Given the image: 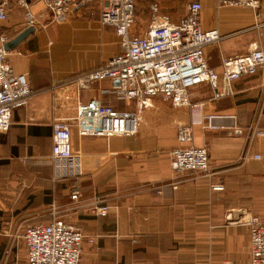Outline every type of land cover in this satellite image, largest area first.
I'll return each mask as SVG.
<instances>
[{"label":"crops","instance_id":"0c3cea01","mask_svg":"<svg viewBox=\"0 0 264 264\" xmlns=\"http://www.w3.org/2000/svg\"><path fill=\"white\" fill-rule=\"evenodd\" d=\"M196 1L203 8L202 29L222 37L205 49L210 68L221 72L223 61L264 48V27L258 28L259 39L252 33L255 24L264 23L263 11L257 15L249 8L221 7L218 0ZM93 4L91 18L73 17L84 8L80 4L68 13L71 21L48 32L36 15L46 5H32L35 32L7 52L8 64L28 77L34 93L26 107L13 111L10 130L0 133V264L26 262V228L51 223L54 208L94 239L84 241L80 264H249V231L237 217L264 219V165L253 160L264 150V73L233 82L232 94L220 99L208 84L192 89L190 102L202 105L196 112L160 98L120 101L112 81L80 91L78 77L122 52L114 29L101 24L102 4ZM260 4L264 10V0ZM8 20L2 34L10 40L28 28L23 8ZM91 100L103 110L135 115L136 135L80 137L78 107ZM209 116L219 118L210 124ZM55 121L71 126L80 161L73 178L57 180L55 174ZM182 126H191L195 147L208 150V173L173 172L170 152L179 146ZM216 185L224 190L214 191ZM74 186L78 202L71 201ZM104 205L108 215L93 213Z\"/></svg>","mask_w":264,"mask_h":264},{"label":"built area","instance_id":"2783aa9c","mask_svg":"<svg viewBox=\"0 0 264 264\" xmlns=\"http://www.w3.org/2000/svg\"><path fill=\"white\" fill-rule=\"evenodd\" d=\"M95 1L102 4L101 24L114 29L121 40L122 52L96 71L78 77L76 82L80 91L90 90L104 81H112L118 84L115 95L120 101L160 98L173 106H187L196 112L202 105L190 102L189 92L192 89L208 84L216 93L214 99H220L232 94L233 82L256 76L259 72L264 73L263 47H257L244 56L223 61L221 72L209 67L205 49L209 45L220 43L222 37L217 30L202 29L203 8L199 1L188 4L187 14L176 23L166 16L154 18L141 36L132 35L137 0H19V4L25 10L26 25L31 27L38 23V18L31 10L34 4L44 3L53 20L58 21L63 20L80 4ZM218 2L225 7L249 8L253 11L261 6L260 0ZM8 18L7 1L4 0L0 4V23L7 22ZM9 41L6 35L0 34V133L10 130L13 111L26 107L34 93L28 77L16 74L7 62L5 44ZM218 118L209 116L206 120L211 124ZM136 125L135 115L103 110L95 100L80 104L75 119L80 137H134L137 133ZM177 142L179 146L170 152L173 172L178 175L209 172L208 150L191 145V126L178 128ZM51 153L57 180L73 178L79 174L80 161L73 153L71 126L63 121L52 124ZM253 160L264 165V150L253 155ZM212 189L223 191L224 187L216 185ZM79 198V188L74 186L71 201L78 202ZM109 210L104 205L95 207L93 211L106 216ZM54 214L51 223L26 228L23 234L27 248L24 264H80L85 235L73 225L55 218ZM237 221L250 234L249 264H264V219L239 213ZM90 242L93 243L94 240Z\"/></svg>","mask_w":264,"mask_h":264},{"label":"rangeland","instance_id":"374dc122","mask_svg":"<svg viewBox=\"0 0 264 264\" xmlns=\"http://www.w3.org/2000/svg\"><path fill=\"white\" fill-rule=\"evenodd\" d=\"M3 1L4 0H0V3H2ZM6 1H7V10L9 13V17H10V15H12V13L14 14V12L22 9L21 5L19 4V0H6ZM28 1L31 2L32 0H27V2ZM193 1H196V0H137L136 1L137 8H136V12H135V25H134V30H132V34H134V33H136V34L137 33H145L148 29V25L156 16H161L164 14V15H168L170 17L179 18V19L184 17L187 14L188 4L190 2H193ZM93 3L94 2L84 4L85 6L81 5V6H84V8L83 9L81 8V10H78L77 12H79V13H76L73 17L80 18L82 20L91 18L93 15L92 13H94V9L92 7L90 8L89 6H93L94 5ZM220 6L225 7L222 5H220ZM80 7L78 9H80ZM233 8H239V7H233ZM23 10H24V8H23ZM262 11L264 13V10H262L260 7V9H258L257 11H254V12H256V14L259 15L260 13H262ZM36 15L39 17V19H40L39 21H42V24H40V26L45 32H48L50 27L51 28L60 27L61 24L67 23L68 21L72 20V18H71L72 15H68L63 20L55 21V20H53V17L51 18L49 16L47 10H40L39 13H37ZM8 21L4 22V23H0V34H2V32H4V30L7 29L6 26L8 25ZM260 26L264 27V23L258 24V25L255 24V26H254L255 29L252 30V33L254 32L256 34L257 39H259V36H258L259 35L258 34L259 29L258 28ZM44 27H47V28L44 29ZM58 202H60V200ZM52 213H55L54 214L55 218H57V219L62 218L63 219L62 221H64L66 224L72 225L71 223H69L65 220L64 216L66 213H63L60 209H55V210H53ZM93 213H95V212L93 211ZM95 214H97V213H95ZM97 215H99V214H97ZM44 216H45V213L43 212L42 217H41L42 221L46 218V217L44 218ZM41 224H48V223L41 222ZM85 237H86L85 241H89V243H91L90 240H94L90 237H87V236H85ZM82 252H83V248H82Z\"/></svg>","mask_w":264,"mask_h":264},{"label":"water","instance_id":"95a60500","mask_svg":"<svg viewBox=\"0 0 264 264\" xmlns=\"http://www.w3.org/2000/svg\"><path fill=\"white\" fill-rule=\"evenodd\" d=\"M1 4V3H0ZM35 32V27L31 26L25 29L22 33L14 37L12 40L5 44V50L10 52L17 48L22 42H24L31 34Z\"/></svg>","mask_w":264,"mask_h":264},{"label":"bare ground","instance_id":"6f19581e","mask_svg":"<svg viewBox=\"0 0 264 264\" xmlns=\"http://www.w3.org/2000/svg\"><path fill=\"white\" fill-rule=\"evenodd\" d=\"M183 127V126H182ZM191 145H193V144H191ZM189 146V145H188ZM194 146V145H193Z\"/></svg>","mask_w":264,"mask_h":264}]
</instances>
